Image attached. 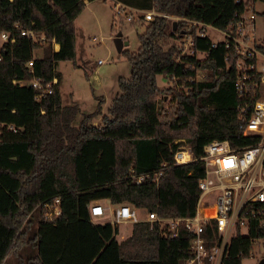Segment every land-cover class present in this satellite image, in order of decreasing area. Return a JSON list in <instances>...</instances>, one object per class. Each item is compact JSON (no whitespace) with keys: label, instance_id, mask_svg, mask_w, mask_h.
<instances>
[{"label":"trees","instance_id":"obj_1","mask_svg":"<svg viewBox=\"0 0 264 264\" xmlns=\"http://www.w3.org/2000/svg\"><path fill=\"white\" fill-rule=\"evenodd\" d=\"M91 1L0 0V32L14 40L0 45V123L16 129L0 133V264L10 256L15 264H183L189 239L184 229L169 239L160 236L156 224L150 229L138 222L118 241V227L93 223L88 206L109 200L113 206L127 203L160 217L194 214L197 183L204 175L198 161L203 146L226 140L239 149L255 138L242 136L244 124L236 117L232 48L199 37L188 22L230 30L256 2L263 4L264 16V0H114L156 15L138 35V50L120 52L131 73L118 80V94L101 123L93 124L101 114L99 101L75 126L81 111L62 104V76L56 67L75 60L73 23ZM172 19L177 20L175 30ZM15 25L44 40L20 35ZM188 37L192 55L182 54ZM257 47L264 52V44ZM40 48L42 56L34 58ZM199 53L203 59H197ZM198 70L208 71V77L194 81ZM158 75L173 78L174 85L160 88ZM34 77L43 85L56 79L40 101L35 98L39 91L14 83ZM163 95L170 96L167 109ZM182 143L188 144L193 161L175 165L173 156ZM141 175L149 178L137 184L133 176ZM56 199L60 214L44 219V206ZM257 228L252 219L249 236L231 239L223 264L242 263L249 238L264 237Z\"/></svg>","mask_w":264,"mask_h":264},{"label":"built area","instance_id":"obj_2","mask_svg":"<svg viewBox=\"0 0 264 264\" xmlns=\"http://www.w3.org/2000/svg\"><path fill=\"white\" fill-rule=\"evenodd\" d=\"M114 8L118 14L124 6L117 5ZM154 15L156 13L151 10L144 12L142 18L147 22ZM138 17L128 15L126 19L132 21ZM255 18L254 9L247 7L238 15L230 30L222 31L203 23L188 22L196 27L199 37H207L206 29L211 28L223 35L221 42L227 48H232L236 72L234 88L239 100L236 117L244 124L242 136L253 137L255 141L239 149L232 148L226 140H213L203 146V154L198 161L204 168V175L197 183L199 195L192 216L160 217L156 212H146L142 219L139 210L133 205L108 204L109 222L112 225L146 222L152 229L156 224L160 236L169 239L176 238L180 228L184 229L189 239L188 256L183 264H223L231 239L236 235L249 236L252 219L258 221L257 229L264 232V52L257 47L262 43L255 34ZM15 29L19 30L20 35L34 41L44 40L42 35L37 36L33 30L19 29L18 25H15ZM0 41L3 43L14 40L8 32H0ZM188 44H191L189 37ZM98 63L102 61L99 60ZM27 67H32V60L27 63ZM55 82L56 79L53 78L51 83L43 85L35 77L28 81H14L20 86L28 85L39 91L35 96L38 101L50 93L51 85ZM3 129L16 132L13 125L0 123V133ZM184 154L187 159H184ZM173 159L175 165L193 161L190 149L181 147ZM133 178L139 184L149 178V175ZM100 202L94 201L88 206L93 219L106 217L107 209ZM44 207V219L50 220L60 214L57 199ZM261 241H264V237L249 238L250 250L246 259L253 257V251L259 248ZM263 261L264 252L257 259L258 264Z\"/></svg>","mask_w":264,"mask_h":264},{"label":"rangeland","instance_id":"obj_3","mask_svg":"<svg viewBox=\"0 0 264 264\" xmlns=\"http://www.w3.org/2000/svg\"><path fill=\"white\" fill-rule=\"evenodd\" d=\"M247 7L255 8V34L258 41L264 44V16H261L263 4L256 2L254 8L253 6ZM115 9L110 0L88 2L73 23L75 30V60L61 61L56 67V70L62 76L59 88L62 104L77 105L81 111L73 122L75 126H78L82 114L93 113L100 101L102 103L101 114L94 118L93 121L94 125H99L102 115L106 114L112 99L118 94V80L120 78H129L130 76V65L122 55L118 54L113 39L116 35H121L128 43L123 50L136 52L139 48L138 35L144 32L146 25V21L141 19L144 12L120 9L118 14H116ZM128 15L139 17L130 22L126 19ZM175 19L171 21H177ZM206 33L213 42H221L223 40V35L211 28H207ZM1 43L0 41V45ZM176 44H182V42L176 41ZM188 46V38H185L182 44V54L190 55ZM41 56V48L33 52L34 58H40ZM203 58V54H197V59ZM99 60L102 63H98ZM207 77L208 71L198 70L193 80L201 81ZM157 85L160 88L173 86L174 79L169 76L158 75ZM183 91L186 92L187 89ZM169 102L170 96L163 95V105L166 109L169 107ZM176 141L182 142L184 140L178 139ZM180 147L186 150L189 148L187 143H182ZM100 203L102 204V202ZM102 205L105 206L104 204ZM105 207L107 209L106 217L101 219L104 221L106 218L105 221H109V210L107 206ZM145 214L146 212L139 211L140 218L143 219ZM114 225L119 230L116 236L118 241L126 238L131 232V224L120 223ZM263 252L264 241H261L259 248H255L253 251V257L243 260L242 264H258L257 259Z\"/></svg>","mask_w":264,"mask_h":264},{"label":"crops","instance_id":"obj_4","mask_svg":"<svg viewBox=\"0 0 264 264\" xmlns=\"http://www.w3.org/2000/svg\"><path fill=\"white\" fill-rule=\"evenodd\" d=\"M244 1H246V0H244ZM110 2L112 3V5L113 6H117V5H122V4H120V3H118V2H116V1H114V0H110ZM87 3L88 2H85V5H87ZM258 3V2H257ZM254 6H256V3L254 4ZM254 8V7H253ZM123 9H126V10H131V11H138V12H140V10H137V9H133V8H129V7H125L124 6V8ZM254 11H255V8H254ZM142 12H147V11H142ZM139 14V13H138ZM255 31H256V23H255ZM116 36H119L120 38H121V40L123 41V42H125V40H124V38H122V36L121 35H116ZM115 36V37H116ZM55 46H57L56 48H55ZM126 45H123L122 46V49H121V51L123 50V48L125 47ZM58 48H59V46L57 45V44H55V43H53V50H55V51H57L58 50ZM118 54H120V53H118ZM102 202V204H104L105 206H107L108 207V204H109V200H102L101 201ZM105 220H106V218H105ZM103 221L101 218H94L93 219V223H95V224H104V223H110L109 221ZM111 224V223H110ZM112 225V224H111ZM118 233H119V230H118ZM116 236H117V234L115 235V238H116ZM117 239V238H116ZM246 259V258H245ZM245 259H243V260H245ZM242 260V261H243ZM16 263V260L13 258V257H9V258H7V260H6V262H5V264H15ZM242 264V263H241Z\"/></svg>","mask_w":264,"mask_h":264},{"label":"water","instance_id":"obj_5","mask_svg":"<svg viewBox=\"0 0 264 264\" xmlns=\"http://www.w3.org/2000/svg\"><path fill=\"white\" fill-rule=\"evenodd\" d=\"M173 30L176 29V21L172 22ZM114 45L118 53L121 52L122 46L127 45L128 43L125 41L123 42L119 36H116L114 39ZM264 262V261H263ZM262 262V264H263Z\"/></svg>","mask_w":264,"mask_h":264},{"label":"bare ground","instance_id":"obj_6","mask_svg":"<svg viewBox=\"0 0 264 264\" xmlns=\"http://www.w3.org/2000/svg\"><path fill=\"white\" fill-rule=\"evenodd\" d=\"M55 47H57V46H55ZM184 159H187V155L186 154H184Z\"/></svg>","mask_w":264,"mask_h":264}]
</instances>
